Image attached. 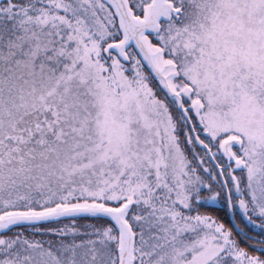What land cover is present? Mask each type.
Here are the masks:
<instances>
[{
    "label": "snow or ice",
    "instance_id": "6c2138e0",
    "mask_svg": "<svg viewBox=\"0 0 264 264\" xmlns=\"http://www.w3.org/2000/svg\"><path fill=\"white\" fill-rule=\"evenodd\" d=\"M0 264H264V0H0Z\"/></svg>",
    "mask_w": 264,
    "mask_h": 264
}]
</instances>
